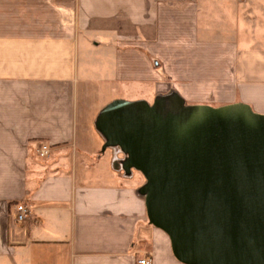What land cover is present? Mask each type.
<instances>
[{
    "label": "crops",
    "instance_id": "obj_1",
    "mask_svg": "<svg viewBox=\"0 0 264 264\" xmlns=\"http://www.w3.org/2000/svg\"><path fill=\"white\" fill-rule=\"evenodd\" d=\"M172 94L264 115V0H0V264H183L96 126Z\"/></svg>",
    "mask_w": 264,
    "mask_h": 264
},
{
    "label": "water",
    "instance_id": "obj_2",
    "mask_svg": "<svg viewBox=\"0 0 264 264\" xmlns=\"http://www.w3.org/2000/svg\"><path fill=\"white\" fill-rule=\"evenodd\" d=\"M107 148L141 172L149 222L183 264H264V115L187 105L177 94L117 100L97 120Z\"/></svg>",
    "mask_w": 264,
    "mask_h": 264
},
{
    "label": "built area",
    "instance_id": "obj_3",
    "mask_svg": "<svg viewBox=\"0 0 264 264\" xmlns=\"http://www.w3.org/2000/svg\"><path fill=\"white\" fill-rule=\"evenodd\" d=\"M49 153V149L47 148V147H44L43 149H42V156H45V155H47ZM17 212H18V214H17V220L19 221V222H24V221H26L27 220V218H28V216H29V214H30V211H29V209L26 207V206H24V205H19L18 207H17ZM140 264H150V261L148 260V259H144V260H141L140 261Z\"/></svg>",
    "mask_w": 264,
    "mask_h": 264
},
{
    "label": "rangeland",
    "instance_id": "obj_4",
    "mask_svg": "<svg viewBox=\"0 0 264 264\" xmlns=\"http://www.w3.org/2000/svg\"><path fill=\"white\" fill-rule=\"evenodd\" d=\"M125 100V99H124ZM126 101H129V100H126ZM153 104V103H152ZM108 155V154H107ZM133 172L135 173V174H138V175H141V176H143L144 177V175L141 173V172H139V171H137V170H133ZM141 173V174H140Z\"/></svg>",
    "mask_w": 264,
    "mask_h": 264
},
{
    "label": "trees",
    "instance_id": "obj_5",
    "mask_svg": "<svg viewBox=\"0 0 264 264\" xmlns=\"http://www.w3.org/2000/svg\"><path fill=\"white\" fill-rule=\"evenodd\" d=\"M125 159H126V157H125ZM125 159H124V161H125ZM124 161H123V162H124Z\"/></svg>",
    "mask_w": 264,
    "mask_h": 264
}]
</instances>
